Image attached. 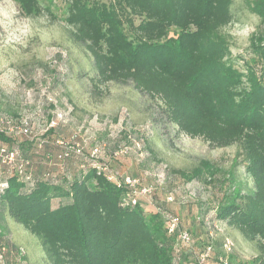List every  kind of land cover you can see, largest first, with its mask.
I'll use <instances>...</instances> for the list:
<instances>
[{
	"label": "trees",
	"instance_id": "16d2710c",
	"mask_svg": "<svg viewBox=\"0 0 264 264\" xmlns=\"http://www.w3.org/2000/svg\"><path fill=\"white\" fill-rule=\"evenodd\" d=\"M12 1L27 17L45 10L40 0ZM66 1L65 21L73 40L93 57L97 89L133 83L158 100L180 132L213 147L240 145L254 190L226 198L211 216L256 242L258 264H264V70L250 74L246 84L229 61L230 49L218 33L233 20V1ZM0 141L18 146L24 161L23 173L0 170V218L8 211L38 236L52 264H183L171 255L174 237L166 233L162 214L134 203L128 188L95 161L69 177L56 168L52 173L36 152L33 171L32 141L19 144L1 131ZM4 229L0 221L8 259L18 249L5 241ZM188 252L197 264V250Z\"/></svg>",
	"mask_w": 264,
	"mask_h": 264
},
{
	"label": "rangeland",
	"instance_id": "374dc122",
	"mask_svg": "<svg viewBox=\"0 0 264 264\" xmlns=\"http://www.w3.org/2000/svg\"><path fill=\"white\" fill-rule=\"evenodd\" d=\"M40 1L43 13L27 17L16 2L0 0V114L30 124L31 136L16 138L19 144L34 143L33 171L38 152L52 173L56 168L72 177L81 164L95 161L113 180L139 178L141 187L152 188L139 198L148 214L158 209L176 214L181 230L191 234L190 244L172 238L173 257L195 264L185 251H198L209 241L212 264H258L256 242L225 222H204L226 198L254 190L240 145L213 147L180 132L163 116L158 100L133 83L97 89L93 57L73 40L65 21L67 1ZM232 1L233 20L218 36L248 84L250 74L264 70V0ZM170 195L174 201L167 202ZM0 221L5 241L24 252L27 264H52L40 238L8 211Z\"/></svg>",
	"mask_w": 264,
	"mask_h": 264
},
{
	"label": "built area",
	"instance_id": "2783aa9c",
	"mask_svg": "<svg viewBox=\"0 0 264 264\" xmlns=\"http://www.w3.org/2000/svg\"><path fill=\"white\" fill-rule=\"evenodd\" d=\"M57 117H62V115L58 114ZM54 124L55 121H51V126ZM0 131L6 134H10L13 137H29L32 134V131L30 130V124L27 120L15 121L13 118H10L6 114H0ZM23 163L24 161L22 159L21 150L18 146L11 147L5 142L0 141V170H15L17 172L23 173ZM95 165H97L98 168H101L108 174L104 166L96 162ZM108 176L109 178H111L109 174ZM114 181H116L119 185L124 184L128 188V193L133 198L134 203L140 201L139 198L141 197V195L144 196L146 195L145 193H150L152 191L151 187H141L140 179L132 177L130 175L124 176V178L122 177V179ZM4 185L5 184L0 181V186L3 187ZM172 201H174V197L172 195L168 196L167 202ZM157 212H160L162 214L163 219L165 220V228L168 236L176 237L177 240L182 241L185 244H190L191 234L187 230H181V219L178 215L173 214L169 211L161 212L160 209H158ZM210 218H212V216L205 218L204 222L210 224ZM6 252V246L3 244L0 238V264H7L8 259H6L5 257ZM212 254L213 246L211 243L204 246V248H198L196 255L197 264H212ZM22 256L24 257V259ZM10 257V259L16 261L15 264H27L25 254L20 249L16 250L15 252H12L10 254ZM9 263L13 264L10 260Z\"/></svg>",
	"mask_w": 264,
	"mask_h": 264
},
{
	"label": "crops",
	"instance_id": "0c3cea01",
	"mask_svg": "<svg viewBox=\"0 0 264 264\" xmlns=\"http://www.w3.org/2000/svg\"><path fill=\"white\" fill-rule=\"evenodd\" d=\"M171 206H172V204L170 205V207H171ZM171 208H172V207H171ZM152 212H155V211H152ZM180 244L182 245V243H180ZM180 244H179V245H180ZM180 249H183V248H180ZM188 251H189V250L187 249L185 252H186V253H190V252H188ZM190 259H191V258H190Z\"/></svg>",
	"mask_w": 264,
	"mask_h": 264
}]
</instances>
